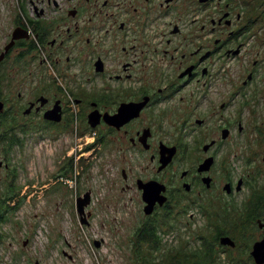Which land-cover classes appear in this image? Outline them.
Instances as JSON below:
<instances>
[{
	"label": "flooded vegetation",
	"instance_id": "af4514ba",
	"mask_svg": "<svg viewBox=\"0 0 264 264\" xmlns=\"http://www.w3.org/2000/svg\"><path fill=\"white\" fill-rule=\"evenodd\" d=\"M173 2L0 0V122L4 109H10L3 98L19 75L26 80V90L15 94L19 99L26 97L24 114L41 113L43 117L57 108L61 120L43 118V123L66 127L70 122L64 118L71 112L98 115L96 125L105 129L103 147L112 156L111 173L116 176L119 168L120 194L139 204L144 213L131 226L141 256L152 257L163 248L161 255L165 248L159 235L169 237L183 231L187 247L181 250L177 244L170 245L162 256L168 257V264H264V190L251 187V172L240 173L237 168L243 126L223 112L232 102L219 99L220 117L209 116L217 124L205 131L200 128L206 119L196 118L200 138L186 143L183 132L187 120L182 115L184 98L194 108L216 101L218 94L212 102L208 96L216 79L212 73L224 70L223 60L241 56L245 45H232L240 35L238 30L221 41L215 39L216 45H208L210 1L190 0L178 13ZM228 6L229 2L226 9L218 8L217 17L210 20L212 31L231 24ZM142 11L153 18L133 17ZM82 14L89 15L87 22L97 17L101 22L105 16L111 21L101 25L104 35L100 38L88 27L86 40L95 45H69L80 34ZM184 14L205 18L194 30ZM240 16L235 14L237 20ZM175 19L179 21L173 23ZM155 22L165 29L153 35L156 26L150 23ZM127 32H147L152 45L138 48L127 36L121 40L117 35ZM202 32L205 38L200 36ZM245 74L248 77L241 83L236 79L226 93L234 92L231 100L240 97L242 105L254 101L246 91L256 75L251 69ZM177 113L181 119L178 128ZM235 126L239 133L232 138ZM207 130H212L209 138ZM96 137L92 142L96 143ZM171 147L174 154L160 168L163 149ZM149 186H162L160 195L165 200L155 202L145 214L143 187ZM245 187L247 193L242 194ZM250 233L247 250L242 239ZM191 239L198 246L193 250Z\"/></svg>",
	"mask_w": 264,
	"mask_h": 264
},
{
	"label": "rangeland",
	"instance_id": "374dc122",
	"mask_svg": "<svg viewBox=\"0 0 264 264\" xmlns=\"http://www.w3.org/2000/svg\"><path fill=\"white\" fill-rule=\"evenodd\" d=\"M189 1L175 0L173 5L176 13L181 11L180 8H187ZM208 1V45H216L215 39L219 38L221 41L229 33L238 30L240 35L232 45L243 43L246 50L236 59L223 60L224 70L212 73L216 79L208 90V96L212 102L218 94L216 101L206 107L198 106L197 109L189 105L188 98H184L182 115L187 118L184 120L186 128L183 130L186 134L185 141L189 143L200 138L197 133L199 126L195 125L196 118L206 119L207 122L200 128L205 131L217 124L209 116L220 117L219 99L222 97L225 102L231 101L232 105L227 106L223 112L226 111L225 115H229L230 119L239 120L243 126L238 139L240 159L237 168L240 173L251 172V187L262 191L264 0ZM227 2L232 13L231 24L216 27L212 31L210 20L217 17L218 8H227ZM85 7L90 12V6L86 4ZM93 12L94 9L91 14ZM237 12L241 15L239 20L235 17ZM88 17L89 15H80V34L69 45H95L86 40L90 35L88 27H93V32L100 38L104 35L100 31L101 25L103 27L106 22H111L106 16L101 22V17L87 22ZM133 17L145 20L152 19L153 15L142 11ZM183 17L196 30L205 15H192L189 18L184 14ZM190 19L196 20L192 22ZM177 21L179 20L175 19L173 23ZM150 24L156 26L153 35L165 29L160 22ZM146 33L127 32L126 35H117L121 40L127 36L128 42L132 41L138 48H142L152 45L151 36H146ZM132 36L138 38L133 40ZM200 36L205 38L203 32ZM211 63H217V67L220 65L217 60H211ZM250 69L256 76L251 86H247L246 96L250 99L252 97L254 101L242 105L240 97H236L235 101L231 100L230 96L234 92L226 93L236 79L241 83L242 78L248 77L245 73ZM8 90L3 99L10 109H4L0 122V264H168V257L162 256L170 245L177 244L181 250L186 249L189 241L185 239L183 231H180L169 237L159 235L161 247L165 248L161 255L159 254L163 248L155 252L156 255L152 254V257L140 255L139 244L135 246L133 243L135 237L131 226L135 227L144 213L139 204L130 202L120 194L119 168L116 176L111 173L112 156L103 147V126H91L86 121L87 114H77L76 111L64 118V121L70 122L67 127L63 124L46 125L41 113L22 112L26 97L19 99L15 94L18 90H26V80L22 75L10 83ZM94 120L97 121L96 118ZM180 121V114L177 113V128ZM211 132L212 130H207L208 138ZM237 133L239 132L235 126L231 137L235 138ZM5 137H12L15 144L11 142V138L8 141ZM93 137H96V143L92 142ZM192 146L196 147V144L191 143ZM248 158L250 162H247ZM247 190L248 187H245L242 194H246ZM87 191L90 192V202L84 209V215H80L76 200ZM255 227L256 224L253 229ZM175 229L180 230L181 227ZM175 240L177 241L174 243ZM191 241L190 250H193L195 245L192 239ZM242 242L248 250L245 242L251 243V233L245 235Z\"/></svg>",
	"mask_w": 264,
	"mask_h": 264
},
{
	"label": "water",
	"instance_id": "95a60500",
	"mask_svg": "<svg viewBox=\"0 0 264 264\" xmlns=\"http://www.w3.org/2000/svg\"><path fill=\"white\" fill-rule=\"evenodd\" d=\"M2 108H3V102L0 101V113L2 111ZM43 118L59 122L61 120V114L57 110V108H53L51 110L46 111L43 114ZM95 118L97 119V121L94 120ZM88 122L91 126H95L98 122V115H95L94 113H90L88 115ZM174 149H175L174 147L163 149L161 153L160 168H162L163 166L167 164L171 156L174 154ZM0 166H1V161H0ZM143 190H144L143 191V201L146 202V205L144 206L143 210L145 214H149L152 211L155 202H159L160 204H162L163 201L165 200V198L160 195V191L163 190V187L161 186L160 188H157V186H149V187H143ZM89 202H90V192L89 191L85 192L83 196L77 197L76 205H77V210L80 215H84V209L89 204ZM25 243L26 241H24V244ZM95 243L96 245H98L97 241H95Z\"/></svg>",
	"mask_w": 264,
	"mask_h": 264
},
{
	"label": "trees",
	"instance_id": "16d2710c",
	"mask_svg": "<svg viewBox=\"0 0 264 264\" xmlns=\"http://www.w3.org/2000/svg\"><path fill=\"white\" fill-rule=\"evenodd\" d=\"M5 138H6V140H8V141H9V139L11 138V139H12V140L10 139L11 142L13 141V143L15 144L14 139H13L12 137H10V138L5 137ZM9 189H10V188H9Z\"/></svg>",
	"mask_w": 264,
	"mask_h": 264
}]
</instances>
